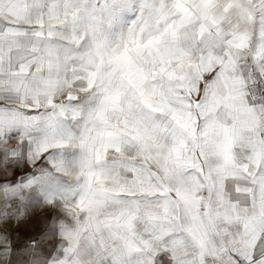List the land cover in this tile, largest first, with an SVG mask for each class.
Wrapping results in <instances>:
<instances>
[{"label":"snow or ice","instance_id":"6c2138e0","mask_svg":"<svg viewBox=\"0 0 264 264\" xmlns=\"http://www.w3.org/2000/svg\"><path fill=\"white\" fill-rule=\"evenodd\" d=\"M0 264H264V0H0Z\"/></svg>","mask_w":264,"mask_h":264},{"label":"rangeland","instance_id":"374dc122","mask_svg":"<svg viewBox=\"0 0 264 264\" xmlns=\"http://www.w3.org/2000/svg\"><path fill=\"white\" fill-rule=\"evenodd\" d=\"M19 175V174H18ZM38 221V217H34L32 218V220L30 221L29 223V226L22 229V231H25V232H31L32 231V224L37 222ZM18 243H20V241H17Z\"/></svg>","mask_w":264,"mask_h":264}]
</instances>
